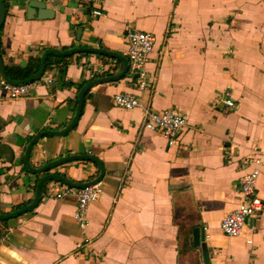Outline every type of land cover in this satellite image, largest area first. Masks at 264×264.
<instances>
[{
  "label": "crops",
  "instance_id": "obj_1",
  "mask_svg": "<svg viewBox=\"0 0 264 264\" xmlns=\"http://www.w3.org/2000/svg\"><path fill=\"white\" fill-rule=\"evenodd\" d=\"M3 1L0 57L6 76L48 49H103L125 58L126 31L151 34L154 46L145 89L128 71L119 81L91 88L75 129L39 140L30 153L34 169L76 155L102 164L98 186L105 197L87 214L91 257L77 254L75 199H53L59 188L50 183L33 211L0 223V264H203L192 245L197 228L204 230L210 264H264V208L248 219L239 238L219 229L237 207V182L256 169L252 160L262 162L255 195L264 203V0H32L54 13L45 21L23 17L26 0ZM93 10L102 16L93 17ZM58 59L66 60L61 68L70 87L58 91L56 72L47 71L55 83H38L26 99L0 94V215L34 198L42 176L24 170L30 140L64 129L78 92L94 81L117 79L123 70L121 61L95 55ZM224 91L232 93L231 111L221 104ZM123 94L138 98L141 107H115L113 97ZM170 109L186 120L177 136L181 150L190 148L185 158L142 128L143 110ZM51 174L81 184L96 179L99 169L73 162Z\"/></svg>",
  "mask_w": 264,
  "mask_h": 264
},
{
  "label": "built area",
  "instance_id": "obj_2",
  "mask_svg": "<svg viewBox=\"0 0 264 264\" xmlns=\"http://www.w3.org/2000/svg\"><path fill=\"white\" fill-rule=\"evenodd\" d=\"M93 17H101L102 14L98 10L91 12ZM125 39L127 48L124 53L128 62V76L135 79L137 88L142 90L147 87L146 63L148 57L154 46V38L151 34L137 31H126ZM104 68H100L102 73ZM49 84H54L50 78L45 80ZM38 83L25 84L15 86L8 84L0 79V94L6 95L9 100L17 101L26 99L30 96ZM115 107L123 111H131L141 107L138 98L132 95H116L112 99ZM221 104L225 111L234 109L235 104L232 100V93L224 91ZM142 128L166 139L169 144L172 143L177 136L186 128L185 117L178 109L166 110L160 114L152 113L148 110H143L142 114ZM246 162V161H245ZM244 162V163H245ZM256 165V169L244 175L236 184L235 193L237 195V207L230 214L226 215L219 224L220 232L231 239H236L243 236V228L247 219L262 213L264 203L260 201L255 195V187L259 176L258 168L261 167L260 159L252 160ZM124 176L121 177L122 184ZM59 188L58 192L50 195L53 199L60 200L64 197L71 196L75 199V206L73 212V221L77 226L81 238V250L77 252L82 257H91V241L87 236V230L90 226L87 214L91 205H94L104 199V193L98 185L86 186L80 189H71L65 186L56 184ZM250 244V242H247Z\"/></svg>",
  "mask_w": 264,
  "mask_h": 264
},
{
  "label": "water",
  "instance_id": "obj_3",
  "mask_svg": "<svg viewBox=\"0 0 264 264\" xmlns=\"http://www.w3.org/2000/svg\"><path fill=\"white\" fill-rule=\"evenodd\" d=\"M23 14H24L23 17H25L27 21H45V20H52L54 18V13L45 9L44 3H40V2L32 1V0L24 1V13ZM5 16H6V8L4 5V1L0 0V29L4 23ZM76 35H77L76 41L79 42L82 36V29L77 30ZM84 54L95 55L99 57L108 58L111 60H119L121 61V63H123L122 73L117 79H100V80L90 83L89 85L84 86L77 94V98H76L77 106H76L74 115L72 119L70 120L69 124L60 131H53V130L46 131V132L36 135L30 140V142L27 144L25 148L24 155H23L24 170L26 173L30 175L42 176V177L38 180L35 186L34 198L31 201V203L28 206L22 209H19L9 215H0V223L16 219L26 213L33 211L40 202L42 189L50 183L59 184V185H62V186H65L71 189H80L82 187L94 186V185H98L101 183L102 178L104 176V168L102 164L94 157L87 156V155L68 156L60 160H57L55 162L48 163L41 168L34 169V168H31L29 165L30 153L39 140L43 138H47V137L48 138L64 137L75 129L78 119L80 117L81 110H82L83 98L88 90H90L91 88L95 86L101 85V84L114 83L116 81H119L122 77L126 75L128 71L127 59H125L121 55H116L114 53H110L103 49L82 48V47L73 48V49H69L66 51L48 49L41 53L38 59L39 60L38 69L33 76H31L30 78L24 81L14 82L5 75L2 64H1V57H0V79H2L8 84L20 86V85L31 84V83L45 82V80H48L49 78H51V77L49 78L46 77V74H47L46 61L48 60L49 57L68 58L74 55H84ZM65 71H66L65 68H61L55 73L56 86H57L58 91H62L64 87ZM170 148H172V150H174L176 152V155L179 157L185 158L188 156V153L190 152V148H184L183 150H181L180 144L177 139H175L171 143ZM73 162H88V163L94 164L99 169V176L92 181H88V182L81 183V184H74L60 175L51 174L53 170H56L66 164H70ZM248 221L249 220L247 219L245 224L248 223ZM4 234H5V231L0 226V239L3 237ZM192 245L194 248L199 250L203 264H210L209 263L210 250L208 249L205 243V235H204L203 229L197 228L192 231Z\"/></svg>",
  "mask_w": 264,
  "mask_h": 264
},
{
  "label": "trees",
  "instance_id": "obj_4",
  "mask_svg": "<svg viewBox=\"0 0 264 264\" xmlns=\"http://www.w3.org/2000/svg\"><path fill=\"white\" fill-rule=\"evenodd\" d=\"M65 62V59L49 57L46 61V70L50 72H57L59 69H61V66L64 65ZM37 69L38 60L30 59L28 60V64L25 69H14L11 71L12 75L8 74L7 77L14 82L24 81L31 77ZM64 86L70 87L68 84H64Z\"/></svg>",
  "mask_w": 264,
  "mask_h": 264
}]
</instances>
